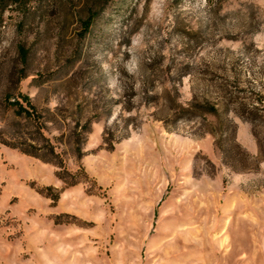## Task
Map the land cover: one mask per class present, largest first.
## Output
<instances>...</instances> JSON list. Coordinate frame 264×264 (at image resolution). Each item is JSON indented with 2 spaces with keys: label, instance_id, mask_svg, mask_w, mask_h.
I'll list each match as a JSON object with an SVG mask.
<instances>
[{
  "label": "rangeland",
  "instance_id": "obj_1",
  "mask_svg": "<svg viewBox=\"0 0 264 264\" xmlns=\"http://www.w3.org/2000/svg\"><path fill=\"white\" fill-rule=\"evenodd\" d=\"M3 19L0 264H264V160L239 169L143 96L264 101V0H32Z\"/></svg>",
  "mask_w": 264,
  "mask_h": 264
},
{
  "label": "trees",
  "instance_id": "obj_2",
  "mask_svg": "<svg viewBox=\"0 0 264 264\" xmlns=\"http://www.w3.org/2000/svg\"><path fill=\"white\" fill-rule=\"evenodd\" d=\"M31 2L32 0H0V26L3 25V15L7 9L15 6L23 13H27L30 11ZM88 12L87 18L82 22L85 32L89 30L98 15V11H94L92 7L88 9ZM19 53L25 58L28 50L20 45ZM24 76L23 73H20L12 80L18 84ZM163 93V95H158L144 89L143 96L148 98L146 103L153 102L156 105L157 110L153 113L154 118L162 121L167 128L174 129L179 121L192 122L194 133L197 135L210 133L214 136L216 147L223 158L226 154L235 155L241 164L239 168L241 170L252 169V164L258 166L264 160V136L260 135L259 130V128H264L263 99L260 98L257 102L256 100L245 101L240 99L236 91L230 90L216 100L208 97L203 98L194 93L191 100L183 103L179 101L176 85H173L172 88H166ZM12 98L11 94H6L5 103L14 106L17 114L25 117L33 116L34 111L23 105L20 95ZM232 113L252 123L254 135L258 141V154L255 158L237 142V125L234 119L230 117ZM225 146L228 149H225ZM252 158H254L253 161H251Z\"/></svg>",
  "mask_w": 264,
  "mask_h": 264
}]
</instances>
